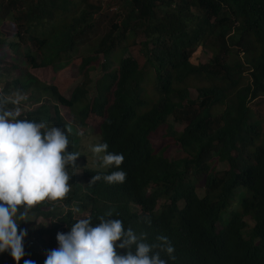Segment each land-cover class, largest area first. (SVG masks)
Instances as JSON below:
<instances>
[{
  "label": "trees",
  "instance_id": "trees-1",
  "mask_svg": "<svg viewBox=\"0 0 264 264\" xmlns=\"http://www.w3.org/2000/svg\"><path fill=\"white\" fill-rule=\"evenodd\" d=\"M88 1L0 0V46L32 69L60 71L76 62L82 74L68 97L32 70L0 81V110L60 128L75 153L78 130L95 116L98 143L123 154L126 178L109 185L91 178L115 169L84 168L67 181L62 199L36 204L29 216L21 205L17 231H26L25 255L16 262L2 252L0 264H43L57 232L89 216L96 223L109 211L146 242L166 236L175 257L168 264H264V0H123L122 17L91 53L72 59L95 28ZM131 47L142 64L124 56ZM202 51L208 58L195 61ZM93 63L100 75L92 83ZM15 67L0 59V77ZM43 94L44 103L25 112L13 100L35 103ZM59 105L74 115L73 132ZM160 126L178 145L177 156L152 147L150 134ZM216 161L226 168L217 170ZM32 214L51 221L35 226Z\"/></svg>",
  "mask_w": 264,
  "mask_h": 264
},
{
  "label": "clouds",
  "instance_id": "clouds-1",
  "mask_svg": "<svg viewBox=\"0 0 264 264\" xmlns=\"http://www.w3.org/2000/svg\"><path fill=\"white\" fill-rule=\"evenodd\" d=\"M10 117V112L0 110V253L7 251L13 261L19 262L25 255L26 236L24 229L17 231L19 207L23 205L26 211L42 201L65 197L70 177L66 167L73 165L80 154L66 150L69 140L60 128L44 130L43 122ZM90 150L102 168L115 169L97 173L93 181L103 180L109 185L124 182L122 153L108 151L106 142ZM111 217L109 211L97 217L96 223L90 216L81 218L67 232H57V244L46 250L43 264H168L175 260L174 248L166 236L146 242L144 233L137 234L125 228L120 219ZM160 252L168 256L167 261ZM23 264L35 262L26 259Z\"/></svg>",
  "mask_w": 264,
  "mask_h": 264
},
{
  "label": "rangeland",
  "instance_id": "rangeland-1",
  "mask_svg": "<svg viewBox=\"0 0 264 264\" xmlns=\"http://www.w3.org/2000/svg\"><path fill=\"white\" fill-rule=\"evenodd\" d=\"M123 0H89L88 3L85 6V9L90 11L92 13V18L95 23L94 31L88 32L85 36H83L81 42L77 43L75 45L74 51L72 53V59L75 58L77 55H85L87 53H91V50L95 46V43L97 41V38L101 36L103 33H105L107 30L110 29V26L112 23L116 22L122 17L123 13ZM9 27V30L13 32V27L10 25H7ZM23 45L19 46V49L23 48ZM130 55L131 57H134L138 59V62L142 64L144 62V59L142 55L139 53L137 47H131L130 50L125 52L124 56ZM209 54L206 51H202L195 55L194 60L204 62L208 58ZM0 59L1 61H6L8 63H11L15 68L9 70L10 73L4 74L0 77V81H12L16 77H19L24 71L30 72V70L34 71L36 75L46 84H53L56 86L57 89L63 90V96L68 97L70 95V92L74 89V87L82 81V74L78 72V63L72 62L69 64L67 68H64L60 71H55L57 68L54 67L53 69L51 67L43 68V69H32L30 65H28L27 62H25L22 59L21 55L16 54L10 47L8 46H0ZM79 61V58H77ZM92 68L88 69V75L90 80L93 81L97 79L100 75V70L98 68V65L92 64ZM91 91V86H89ZM1 91V87H0ZM93 92V91H92ZM91 93V92H90ZM192 94H194L193 91H191ZM16 96V95H15ZM42 98H46L44 94L40 98L39 101H36L35 103L31 100H27L23 96H18L13 98L14 101H19L24 104V107L19 112H25L26 110L34 109L36 106L44 103V100ZM54 101H49L48 104H53ZM59 111L61 112V115L67 122V127L70 132H73L75 130V118L74 115L69 111L68 108L59 105ZM17 115V114H16ZM45 124V129L51 128V126L47 125L46 122H43ZM98 123L99 120L95 116H90L88 123L85 127L80 128L78 130V134L80 135L79 138V144L77 148L78 154H80L76 160L75 163L71 166L66 167V171L69 174V180H76L77 178L81 177V172L83 168H99L100 163L98 160V157L94 155L91 152V146L98 144ZM175 128L177 130H181L183 126L174 124ZM150 140L152 147L155 150H159L163 148L164 146H167L165 155L169 158H172L174 156H177L179 154V147L177 144L174 143L173 139L166 134L165 127L160 126L155 131H153L150 134ZM67 150V149H66ZM215 168L217 170L226 168V165L220 162H215ZM82 181V180H81ZM198 194H201V191L198 190ZM163 201L160 200L157 207L162 203ZM35 205L28 208L26 212V216H29V211L34 207ZM42 211H46L47 207H42ZM61 212V210L59 211ZM31 219L34 221L35 226L38 224H43L47 227L49 222L51 221L50 218H42L40 216H35L34 214L31 215ZM249 224H252V221H249ZM48 235L44 234L42 236V239L47 240Z\"/></svg>",
  "mask_w": 264,
  "mask_h": 264
}]
</instances>
